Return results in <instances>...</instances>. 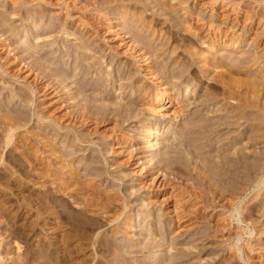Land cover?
I'll return each instance as SVG.
<instances>
[{
	"label": "rangeland",
	"instance_id": "374dc122",
	"mask_svg": "<svg viewBox=\"0 0 264 264\" xmlns=\"http://www.w3.org/2000/svg\"><path fill=\"white\" fill-rule=\"evenodd\" d=\"M0 264H264V0H0Z\"/></svg>",
	"mask_w": 264,
	"mask_h": 264
},
{
	"label": "bare ground",
	"instance_id": "6f19581e",
	"mask_svg": "<svg viewBox=\"0 0 264 264\" xmlns=\"http://www.w3.org/2000/svg\"><path fill=\"white\" fill-rule=\"evenodd\" d=\"M78 48V47H77ZM72 56V55H71ZM163 93H166L165 89L163 91ZM165 95V94H164ZM165 100V96H162L160 100H158L157 103H163V101ZM153 134H149L147 137H144L145 139H155L159 136V134L157 133L156 130H153L152 132ZM159 138V137H158Z\"/></svg>",
	"mask_w": 264,
	"mask_h": 264
}]
</instances>
